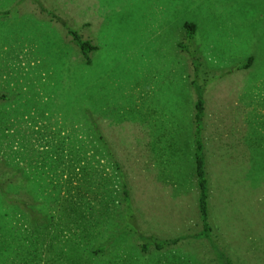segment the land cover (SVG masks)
<instances>
[{
	"label": "rangeland",
	"instance_id": "obj_1",
	"mask_svg": "<svg viewBox=\"0 0 264 264\" xmlns=\"http://www.w3.org/2000/svg\"><path fill=\"white\" fill-rule=\"evenodd\" d=\"M186 23L213 77L209 239ZM0 186V264H264V0H0Z\"/></svg>",
	"mask_w": 264,
	"mask_h": 264
},
{
	"label": "trees",
	"instance_id": "obj_2",
	"mask_svg": "<svg viewBox=\"0 0 264 264\" xmlns=\"http://www.w3.org/2000/svg\"><path fill=\"white\" fill-rule=\"evenodd\" d=\"M68 37H70L71 42L78 50L79 54L82 56L83 60L87 63H91L92 55L98 50V47L93 44L91 40L85 39L81 33L73 28H66ZM184 42L179 44L180 50L186 54L191 62L193 68L192 74V88L195 93V113L193 117V133H192V144H193V158H194V169L195 177L197 182L198 190V215L202 225V231L198 233L200 238L209 239L213 234V228L209 223V198H210V184L207 176V163L205 154V140H204V130H205V116H206V100L205 95L207 92V87L209 82L213 81V77L210 76L208 71H203L202 65L199 61V55L197 54V49L195 47V34L196 26L192 23H186L184 27ZM248 67H243L245 69ZM201 83H197V82ZM95 138L102 141V135L98 131L95 133ZM116 169L119 171L118 163L114 162ZM122 178V174L119 173ZM4 188L0 186V193L3 197L8 198L7 194L4 193ZM122 194L124 201V212H126V219L134 220V211L131 203L130 193L127 189L126 184H122ZM128 213V214H127ZM38 219V217H36ZM129 224V223H128ZM123 228L120 225V229ZM134 229V228H133ZM137 234V232H134ZM139 234V232H138ZM152 237L140 236L139 239L142 241V246L144 253H148L150 247L148 244L152 242ZM178 240L173 242L165 241L156 245L158 251H162L166 246H172L177 244ZM97 251L96 253H99ZM223 264H234L231 261H222Z\"/></svg>",
	"mask_w": 264,
	"mask_h": 264
}]
</instances>
